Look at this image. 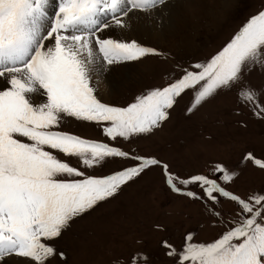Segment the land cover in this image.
Listing matches in <instances>:
<instances>
[{"label": "snow or ice", "instance_id": "snow-or-ice-1", "mask_svg": "<svg viewBox=\"0 0 264 264\" xmlns=\"http://www.w3.org/2000/svg\"><path fill=\"white\" fill-rule=\"evenodd\" d=\"M167 5L168 0H0V264H50L57 255L66 259L51 242L76 218L161 165L155 158L131 157L138 166L103 178L88 176L58 154L78 158L85 168L129 154L59 131L67 118L104 122L108 138L129 140L161 127L186 90L194 91L196 108L219 91L241 86L254 66L264 68L261 11L210 61L194 65L198 71L183 70L181 78L127 107L103 103L95 95L94 77L98 82L108 66L163 53L100 33L125 29L135 12L150 14ZM34 94L46 99L34 102ZM239 97L264 118V91L243 86ZM245 159L264 170V161L251 153ZM163 169L173 192L210 202L209 212L226 229L211 243H193L189 234L179 252L164 242L167 255L177 264H264V193L241 198L229 191L238 173L221 164L209 175L187 179L169 173L166 164ZM193 184L203 196L187 190ZM221 198L238 209L228 221L216 210ZM137 261L147 264L144 257Z\"/></svg>", "mask_w": 264, "mask_h": 264}, {"label": "rangeland", "instance_id": "rangeland-1", "mask_svg": "<svg viewBox=\"0 0 264 264\" xmlns=\"http://www.w3.org/2000/svg\"><path fill=\"white\" fill-rule=\"evenodd\" d=\"M166 8L159 15L171 20L168 37L146 46L157 49L163 56L129 61L124 66L129 69L122 68V63L108 66L113 72L122 73L126 69L130 73L112 88L108 85L96 90L95 95L103 103L127 107L138 96L181 78L183 70L198 71L194 65L210 61L251 17L264 11V0H171ZM108 32L114 39L140 43L138 38L125 40ZM243 86L264 91V68L254 66L244 73L241 86L219 91L196 108H192L194 91L186 90L168 110L169 119L161 127L129 140L108 138L103 132L104 122L97 125L67 118L59 131L129 154L130 158H106L92 168H85L76 157L58 154L86 175L103 178L138 166L139 161L131 157L155 158L161 165L146 169L122 186L114 197L76 218L61 237L51 242L66 259L57 255L50 264H138V257L146 258L147 264H177L175 258L167 255L164 242L179 252L189 234L193 243L218 239L226 229L209 212L210 202L173 192L166 182L163 165L168 166L169 173L187 179L209 175L215 165L221 164L238 173L229 191L241 198L264 193V170L245 159L251 153L255 159L264 161V118L241 103L239 92ZM45 99L34 94V102ZM187 190L203 196L202 188L195 184ZM216 210L225 221L238 212L235 204L224 198Z\"/></svg>", "mask_w": 264, "mask_h": 264}, {"label": "bare ground", "instance_id": "bare-ground-1", "mask_svg": "<svg viewBox=\"0 0 264 264\" xmlns=\"http://www.w3.org/2000/svg\"><path fill=\"white\" fill-rule=\"evenodd\" d=\"M169 1H171V0H168V2ZM166 7L167 6H164V8H166ZM168 8H171V4H170V7H168ZM168 8H166V9H168ZM162 9H163V7L158 8L150 14L149 13H143V12H141L143 14L135 13L133 18L129 21L128 29L127 28H125V29H117V28L106 29L104 32L100 33V35L104 38H112L109 36V32H108V30H109L110 33L113 36L116 35L117 38H123L125 40L130 39V38H138L137 41L140 42L139 44H141L143 46H152V44L161 43L162 38L168 37V33L170 32V27H168V26L170 25V21H171L167 18L166 15H164L165 19L162 15H159V13L162 11ZM153 13H155L156 15L151 16V14H153ZM130 15H132V14H130ZM157 15H159V16H157ZM156 16H157V19H155L156 20V22H155L154 18H156ZM166 23H167V26L165 27L164 24L166 25ZM171 28H173V27H171ZM112 39H114V38H112ZM127 62H129V61H127ZM127 62L122 63V68L129 69V67L128 68L124 67L125 64H127ZM129 64H130V62H129ZM126 69L122 73L113 72V71L108 70L110 72H107V73L105 72L103 77L100 78L98 82H96V78L94 77L93 84L96 87V90H98L99 88L105 89V87H107L108 85H110V86H108L109 88H112V86L114 84H116L120 81L119 79L126 78L128 76V73H130V72ZM104 80L106 81V83ZM0 84H2V83H0ZM104 89L102 90L103 92H104ZM17 259L23 260L25 258H17Z\"/></svg>", "mask_w": 264, "mask_h": 264}]
</instances>
